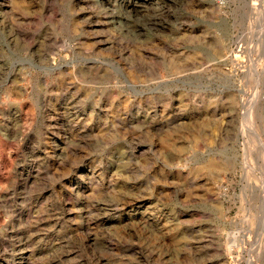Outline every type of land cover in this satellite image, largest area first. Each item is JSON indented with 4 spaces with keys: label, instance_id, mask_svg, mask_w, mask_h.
Segmentation results:
<instances>
[{
    "label": "rangeland",
    "instance_id": "obj_1",
    "mask_svg": "<svg viewBox=\"0 0 264 264\" xmlns=\"http://www.w3.org/2000/svg\"><path fill=\"white\" fill-rule=\"evenodd\" d=\"M0 264H264V0H0Z\"/></svg>",
    "mask_w": 264,
    "mask_h": 264
},
{
    "label": "bare ground",
    "instance_id": "obj_2",
    "mask_svg": "<svg viewBox=\"0 0 264 264\" xmlns=\"http://www.w3.org/2000/svg\"><path fill=\"white\" fill-rule=\"evenodd\" d=\"M132 9V8H131Z\"/></svg>",
    "mask_w": 264,
    "mask_h": 264
}]
</instances>
